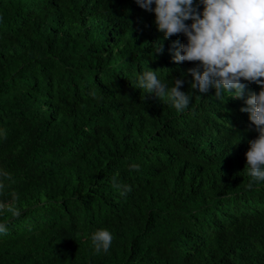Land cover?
<instances>
[{"label": "trees", "instance_id": "1", "mask_svg": "<svg viewBox=\"0 0 264 264\" xmlns=\"http://www.w3.org/2000/svg\"><path fill=\"white\" fill-rule=\"evenodd\" d=\"M155 20L135 0H0V264H264V181L227 159L257 137L245 105L213 89L178 112L135 87L185 67Z\"/></svg>", "mask_w": 264, "mask_h": 264}, {"label": "clouds", "instance_id": "2", "mask_svg": "<svg viewBox=\"0 0 264 264\" xmlns=\"http://www.w3.org/2000/svg\"><path fill=\"white\" fill-rule=\"evenodd\" d=\"M135 3L156 16L157 30L163 34L162 40L153 43L157 54H163L164 40L181 35L183 42L177 40L171 45V61L185 67L180 73L169 72V84L161 78L168 75L160 74L169 69L152 70L147 66L138 74L134 72V86L166 101L178 112L187 110L193 92L203 96L214 89L217 98L228 93L231 99L241 100L245 106L240 112L246 113L250 122L246 131H255L257 137L248 141L249 147L247 143H239L227 159L239 155L246 158L243 172L251 178L249 189L258 178L264 181L261 167L264 165V0H135ZM186 80L190 85L187 92L181 90ZM90 95L96 98L94 91ZM130 169L140 171V165L133 163ZM118 176L117 172L112 177V186L121 196H126L132 191L131 186L118 182ZM4 179L11 180V175L0 169V189L4 188ZM11 197L13 202L18 201L19 194L13 191ZM4 207L0 202V209ZM9 211L20 215L15 208ZM90 239L96 253H107L114 235L108 228H99L91 233Z\"/></svg>", "mask_w": 264, "mask_h": 264}, {"label": "bare ground", "instance_id": "3", "mask_svg": "<svg viewBox=\"0 0 264 264\" xmlns=\"http://www.w3.org/2000/svg\"><path fill=\"white\" fill-rule=\"evenodd\" d=\"M176 73V72H175ZM146 115V114H145ZM143 116V115H142ZM137 119V118H136ZM125 124H126V122H125ZM190 154V153H189ZM139 203V202H138ZM217 217V216H216Z\"/></svg>", "mask_w": 264, "mask_h": 264}]
</instances>
